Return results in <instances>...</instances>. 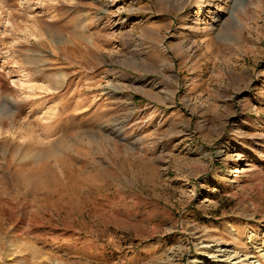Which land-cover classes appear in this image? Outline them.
<instances>
[{"label":"rangeland","instance_id":"1","mask_svg":"<svg viewBox=\"0 0 264 264\" xmlns=\"http://www.w3.org/2000/svg\"><path fill=\"white\" fill-rule=\"evenodd\" d=\"M229 254L264 264V0H0V264Z\"/></svg>","mask_w":264,"mask_h":264},{"label":"bare ground","instance_id":"2","mask_svg":"<svg viewBox=\"0 0 264 264\" xmlns=\"http://www.w3.org/2000/svg\"><path fill=\"white\" fill-rule=\"evenodd\" d=\"M206 1H208V0H206ZM210 1H216V0H209V2ZM204 3V2H203ZM196 5V4H195ZM200 6V5H199ZM192 7V6H191ZM202 11H203V9L201 8V7H199L198 8V11H197V14H196V20H197V22L198 21H200V16H202ZM195 16V15H194ZM220 20V17H217L216 16V18L214 19V21H219ZM221 22V21H220ZM198 25H199V23H197ZM228 258L229 259H231L232 261H234V260H239L240 259V261L238 262V263H235V264H253V263H250L249 262V259L248 258H245L244 260H241V258L238 256V255H234V256H231V254H229V256H228ZM229 259L227 260L228 262L227 263H229V264H232V261H229Z\"/></svg>","mask_w":264,"mask_h":264}]
</instances>
